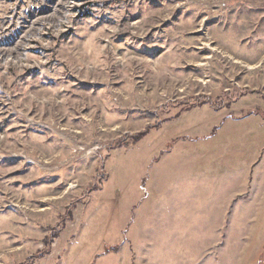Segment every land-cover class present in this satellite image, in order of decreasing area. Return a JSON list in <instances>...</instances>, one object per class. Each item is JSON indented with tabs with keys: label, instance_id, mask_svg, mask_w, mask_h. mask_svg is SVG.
Wrapping results in <instances>:
<instances>
[{
	"label": "rangeland",
	"instance_id": "obj_1",
	"mask_svg": "<svg viewBox=\"0 0 264 264\" xmlns=\"http://www.w3.org/2000/svg\"><path fill=\"white\" fill-rule=\"evenodd\" d=\"M29 259L264 264V0H0V264Z\"/></svg>",
	"mask_w": 264,
	"mask_h": 264
},
{
	"label": "trees",
	"instance_id": "obj_2",
	"mask_svg": "<svg viewBox=\"0 0 264 264\" xmlns=\"http://www.w3.org/2000/svg\"><path fill=\"white\" fill-rule=\"evenodd\" d=\"M204 103H206V104H208V105H210V106L216 107V108L219 107L218 105L215 104L214 101H211L210 99H207V98H206V99L201 100V101H199V102H197V103H192L191 105H189V106L183 108V110H184V111H188V110L192 109L193 107H196V106L201 105V104H204ZM150 128H151V127H148V128H147L148 130H145L144 132L138 134L137 137L134 139V142L136 143L138 140H140V139L143 138L146 134H148ZM58 231H59V230H58ZM58 231H57V233H58ZM54 238H55V237H54ZM31 260H32V259H29V261H27L26 264H30Z\"/></svg>",
	"mask_w": 264,
	"mask_h": 264
}]
</instances>
